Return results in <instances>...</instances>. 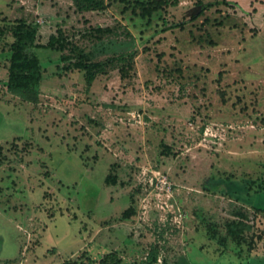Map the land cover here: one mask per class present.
<instances>
[{"label":"rangeland","instance_id":"rangeland-1","mask_svg":"<svg viewBox=\"0 0 264 264\" xmlns=\"http://www.w3.org/2000/svg\"><path fill=\"white\" fill-rule=\"evenodd\" d=\"M142 1L0 0V264L83 249L107 254L95 264H264V0H162L149 18ZM20 20L39 45L68 41L33 49L32 101L7 87ZM125 54L91 82L65 69ZM236 203L256 212L252 250L212 235Z\"/></svg>","mask_w":264,"mask_h":264},{"label":"trees","instance_id":"trees-1","mask_svg":"<svg viewBox=\"0 0 264 264\" xmlns=\"http://www.w3.org/2000/svg\"><path fill=\"white\" fill-rule=\"evenodd\" d=\"M139 0H137L138 2ZM162 0H150L148 2H140L139 15L142 18H149L154 12L160 10L163 5ZM105 0H79L78 5L81 9L93 10L104 8ZM207 6L201 10V15ZM198 16H194L192 19H196ZM222 23L219 22V25ZM99 33L108 32L109 29H97ZM15 42L11 45V65L9 67V75L7 87L8 89L23 99L36 100L38 96V86L41 82V64L33 49L35 48H50L64 50L67 47L68 41L62 36H52L45 45H39L36 43L38 30L34 23H28L20 20L14 28ZM132 58L130 55H118L108 61L101 63H93L89 61H83L82 59L70 63L65 67L67 70L77 69L85 71L86 78L89 82L93 81L98 73L104 72L106 65L116 62H125L130 65V61L127 59ZM63 60L71 59L70 56L65 55ZM122 77H126L127 70L124 68L121 70ZM259 211H264L262 208H257ZM131 215V210L127 209L124 212L125 217ZM256 220V212L251 211L249 208L235 204L229 211L226 218L222 220L217 228L213 232V236L217 237L219 245H225L228 241L235 242L236 244H247L248 250H252L255 244V231L254 224ZM55 252V250H52ZM151 261L157 259L156 253L151 252ZM107 256L103 255L101 258L96 256H90L89 251L83 249L72 260L65 262V264H95L102 263V260Z\"/></svg>","mask_w":264,"mask_h":264}]
</instances>
